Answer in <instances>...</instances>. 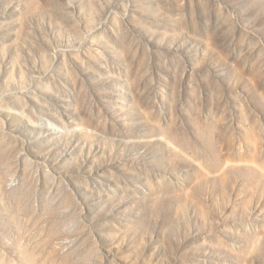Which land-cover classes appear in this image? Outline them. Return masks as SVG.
<instances>
[{
  "label": "rangeland",
  "instance_id": "374dc122",
  "mask_svg": "<svg viewBox=\"0 0 264 264\" xmlns=\"http://www.w3.org/2000/svg\"><path fill=\"white\" fill-rule=\"evenodd\" d=\"M0 264H264V0H0Z\"/></svg>",
  "mask_w": 264,
  "mask_h": 264
}]
</instances>
